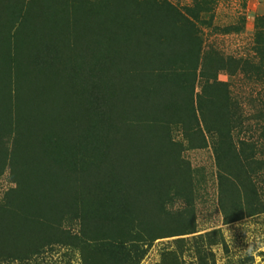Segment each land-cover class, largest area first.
<instances>
[{"label":"rangeland","instance_id":"obj_1","mask_svg":"<svg viewBox=\"0 0 264 264\" xmlns=\"http://www.w3.org/2000/svg\"><path fill=\"white\" fill-rule=\"evenodd\" d=\"M1 93L0 264H264V0H0Z\"/></svg>","mask_w":264,"mask_h":264},{"label":"trees","instance_id":"obj_2","mask_svg":"<svg viewBox=\"0 0 264 264\" xmlns=\"http://www.w3.org/2000/svg\"><path fill=\"white\" fill-rule=\"evenodd\" d=\"M91 35L93 37L92 31L90 32V36ZM11 104H10V99H9L8 93H1L0 94V133H1V135H3L8 130L6 128V125L9 123V121H7L5 119V114L7 112H10L11 108L12 107L14 108V106H16L15 107L16 108L15 112L18 113L21 117L27 119L30 122V120L28 119V109H25V105H24V103L22 102L21 99L16 98V100H13V103H11ZM30 125H31V122H30ZM25 128L28 130V133L31 135V133H30V129L31 128H28V125H26ZM123 132H124V135H125L126 134L125 132H127V130H125ZM114 133H116V132L114 131ZM18 136H20V135H18ZM127 144L129 145L127 147L128 150L129 149H139L141 146H142V148H144L146 146L145 144L142 143V140L129 142ZM153 155L154 154H152V156ZM22 184H23L22 189H24V187L26 186L25 185V180H23Z\"/></svg>","mask_w":264,"mask_h":264},{"label":"clouds","instance_id":"obj_3","mask_svg":"<svg viewBox=\"0 0 264 264\" xmlns=\"http://www.w3.org/2000/svg\"><path fill=\"white\" fill-rule=\"evenodd\" d=\"M226 231H227V238H228L229 242H232V236H231V234H230V232L228 230L227 224H226Z\"/></svg>","mask_w":264,"mask_h":264}]
</instances>
